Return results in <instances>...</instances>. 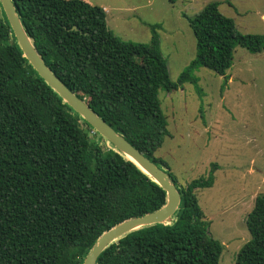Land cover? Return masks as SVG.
Segmentation results:
<instances>
[{
  "label": "trees",
  "instance_id": "1",
  "mask_svg": "<svg viewBox=\"0 0 264 264\" xmlns=\"http://www.w3.org/2000/svg\"><path fill=\"white\" fill-rule=\"evenodd\" d=\"M13 2L52 71L166 168L181 193L171 223L125 234L96 264H219L224 245L210 235L197 197L198 188L214 184L213 172L182 185L155 157L171 134L158 93L198 83L199 67L226 78L236 48L260 53L264 34L240 33L220 2H209L186 15L197 51L173 81L159 25L150 26L153 35L145 45L118 37L104 7L87 0ZM109 145L29 63L0 3V264H83L103 231L166 203V191ZM246 225L251 238L236 264H264V192L255 197Z\"/></svg>",
  "mask_w": 264,
  "mask_h": 264
},
{
  "label": "rangeland",
  "instance_id": "2",
  "mask_svg": "<svg viewBox=\"0 0 264 264\" xmlns=\"http://www.w3.org/2000/svg\"><path fill=\"white\" fill-rule=\"evenodd\" d=\"M87 1L106 7L108 27L128 42L149 45L150 26L159 25L160 49L173 81L197 51L186 15L194 16L209 2H220V11L233 18L240 33L264 34V0ZM194 75L198 83L159 90L171 134L155 157L182 185L213 172L214 184L198 188L197 197L210 235L224 245L219 264H236L251 238L246 217L264 192V50L238 46L226 78L206 67Z\"/></svg>",
  "mask_w": 264,
  "mask_h": 264
},
{
  "label": "water",
  "instance_id": "3",
  "mask_svg": "<svg viewBox=\"0 0 264 264\" xmlns=\"http://www.w3.org/2000/svg\"><path fill=\"white\" fill-rule=\"evenodd\" d=\"M2 9L8 19L17 42L38 74L87 121L108 143H111L124 157L133 161L139 168L157 182L167 194L166 203L160 208L142 216L125 219L103 231L86 254L83 264H96L100 254L113 242L125 234L144 226L153 224H169L181 203V193L173 182L168 170L159 166L150 157L136 148L126 137L100 117L77 93L72 91L63 80L47 65L35 48L18 15L13 0H0ZM76 29V27H74Z\"/></svg>",
  "mask_w": 264,
  "mask_h": 264
},
{
  "label": "crops",
  "instance_id": "4",
  "mask_svg": "<svg viewBox=\"0 0 264 264\" xmlns=\"http://www.w3.org/2000/svg\"><path fill=\"white\" fill-rule=\"evenodd\" d=\"M104 9L106 10V12H107V9H106V7H104Z\"/></svg>",
  "mask_w": 264,
  "mask_h": 264
}]
</instances>
